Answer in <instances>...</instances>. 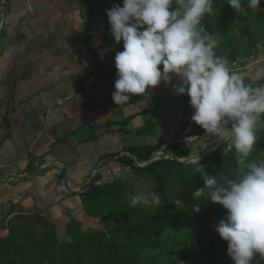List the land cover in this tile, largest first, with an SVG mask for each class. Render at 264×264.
Returning <instances> with one entry per match:
<instances>
[{
    "label": "crops",
    "instance_id": "0c3cea01",
    "mask_svg": "<svg viewBox=\"0 0 264 264\" xmlns=\"http://www.w3.org/2000/svg\"><path fill=\"white\" fill-rule=\"evenodd\" d=\"M10 13L0 43V173L9 177L0 178V237L8 218L37 214L64 242L71 219L103 229L80 196L93 173L110 180L121 165L113 154L173 140L195 110L174 93L178 77L116 105L123 42L86 26L83 0H14Z\"/></svg>",
    "mask_w": 264,
    "mask_h": 264
},
{
    "label": "clouds",
    "instance_id": "9594fccd",
    "mask_svg": "<svg viewBox=\"0 0 264 264\" xmlns=\"http://www.w3.org/2000/svg\"><path fill=\"white\" fill-rule=\"evenodd\" d=\"M243 11L241 0H229ZM253 12L260 0H248ZM213 13V0H124L107 11L111 35L116 44L117 79L112 94L116 105L142 96L162 82L171 84L175 94H187L195 110L191 119L211 137L230 140L240 171L232 177L204 174V187L194 196L222 205L225 218L215 226L228 242L234 264H264V160L248 162L257 144V125L264 117V68L254 77L233 71L229 60L219 56V40L203 25ZM161 65L163 66L161 70ZM257 86H253V84ZM156 192L133 196L131 204L159 205ZM201 211V203L193 205Z\"/></svg>",
    "mask_w": 264,
    "mask_h": 264
},
{
    "label": "trees",
    "instance_id": "16d2710c",
    "mask_svg": "<svg viewBox=\"0 0 264 264\" xmlns=\"http://www.w3.org/2000/svg\"><path fill=\"white\" fill-rule=\"evenodd\" d=\"M117 4L123 7L124 0H83L86 26L102 31L105 37L115 41L107 11ZM241 4V12L253 24L252 48L264 41V0H260V7L255 12L247 7L248 0H241ZM236 13L229 0H213V13L202 22L207 31L218 38L216 52L228 58L229 66L240 57V42L234 32ZM131 118L124 124L127 125ZM186 125L187 122L182 128ZM162 146L163 142L132 145L125 148L128 154L115 153L112 157L122 166H129L138 177L154 182L153 192L164 200H170L179 188L182 207L174 201L154 211L143 209L140 204L133 207L125 195L131 183L127 175L99 183L102 175L97 172L80 196L85 213L103 220V229L85 228L77 219H71L65 228L68 239L60 242L52 231L55 229L53 223L37 214L31 219L8 218L5 228L9 233L0 237V264H163L160 261L162 247L169 246L171 241L185 247L190 244L196 254L204 255L206 264H224L228 242L220 237L215 226L226 217L227 210L210 200L207 202L204 197L194 196L198 188L204 187V174L196 171L198 165L184 164L176 158H161L146 167L135 164L136 160H151ZM168 148L178 150L179 144L167 145ZM190 153L183 149L176 156L188 157ZM261 160H264V141L261 148L254 146L248 157V162ZM199 164L209 176H216L218 182L221 176L232 177L240 171L234 147L210 154ZM198 202L201 211L195 212L193 205ZM27 219H33L40 227L24 226L17 221ZM38 229L52 237L43 239ZM168 264L179 263L171 260Z\"/></svg>",
    "mask_w": 264,
    "mask_h": 264
},
{
    "label": "rangeland",
    "instance_id": "374dc122",
    "mask_svg": "<svg viewBox=\"0 0 264 264\" xmlns=\"http://www.w3.org/2000/svg\"><path fill=\"white\" fill-rule=\"evenodd\" d=\"M12 1L7 0H0V19H2V28L0 33V43L1 37H3L5 33V29L7 28V24L11 17V5ZM244 1V0H242ZM4 26V27H3ZM253 31V24L252 22L244 16L242 12L236 13V20H235V35L239 39V48H240V57L237 59L239 64L236 67L233 64L230 65L234 70L238 73L245 75L246 77H254L255 74L261 69L264 68V41L259 43L258 45L251 48V34ZM261 50V51H260ZM256 51L259 52L257 55ZM255 55V56H254ZM252 56V57H251ZM249 57V58H248ZM163 67V66H162ZM253 86H257V84H253ZM192 113V112H191ZM191 113H187L188 118L186 119L187 125L183 127L177 135L174 137L173 140L169 142H163V146L158 151L157 156L158 160L161 158L165 159H174L177 158L176 153L183 149H188L191 153L196 152L197 150H201L206 148L210 142L214 140L216 137L208 136L204 129L198 126L192 119ZM194 128V129H193ZM264 141V117H261L260 123L257 125V144L260 148ZM229 142V143H228ZM219 146L216 151L212 153L204 154L203 157L214 154V153H222L228 151L231 147V141H228ZM174 143L179 144L178 150L166 149L167 145H172ZM190 153V154H191ZM201 157L200 159H202ZM183 158V157H181ZM194 162H191L192 164ZM140 167V166H139ZM119 169L118 172L113 171V177L115 179L120 178L123 175H127L130 178V185L127 187L128 192H126V196L129 200H132L133 196H136L140 193H150L154 191L155 184L152 181H149L147 178H140L136 174L132 172L129 166H121L117 167ZM169 201H174L175 203L179 204L181 207L183 205L180 197H179V188L177 189L175 195L170 198V200H164L161 198V203L159 205H151L145 206L140 204V207L149 211H154L159 207L166 206ZM18 222L24 224V226H31L32 228H38L35 221L30 219L27 220H17ZM102 228H104V222ZM38 234L43 237V239L51 238L52 235L50 233H45L38 229ZM58 235V234H57ZM175 241H171V244L164 248L160 254V261L163 264H168L171 260H176L179 264H206L207 260L204 259V255L202 253L196 254V252L191 248V245L188 244L186 247L182 245H177L174 243ZM227 249L225 251V263L224 264H234L232 259L228 255V245L226 246ZM177 249L179 253L176 252ZM9 257L13 258L14 256L10 255ZM255 264V261L253 262Z\"/></svg>",
    "mask_w": 264,
    "mask_h": 264
},
{
    "label": "bare ground",
    "instance_id": "6f19581e",
    "mask_svg": "<svg viewBox=\"0 0 264 264\" xmlns=\"http://www.w3.org/2000/svg\"><path fill=\"white\" fill-rule=\"evenodd\" d=\"M2 19H0V29L2 28ZM230 140H225V141H221L219 140L218 138H214V140L212 142L209 143V145L204 148V149H201V150H197L196 152H192L188 157H183L181 159H185V158H188V160H190L191 162H195L196 160L199 159V157H203L204 154H207V153H212L213 151H216L220 145L228 142ZM229 143V142H228ZM158 153V152H157ZM157 153H156V157L157 156ZM210 155V154H209ZM208 156V155H207ZM206 157V156H205ZM204 158V157H203ZM187 160V159H185ZM201 160V159H200Z\"/></svg>",
    "mask_w": 264,
    "mask_h": 264
},
{
    "label": "water",
    "instance_id": "95a60500",
    "mask_svg": "<svg viewBox=\"0 0 264 264\" xmlns=\"http://www.w3.org/2000/svg\"><path fill=\"white\" fill-rule=\"evenodd\" d=\"M156 153H157V152H155V153L153 154L151 160H149V161H147V162H138V160H136L135 164H136L137 166H140V167H146V166L149 165L151 162H153V161H155V160H158V159H157L158 157H156ZM211 155H212V154H211ZM208 156H210V155H208ZM204 158H205V157H204ZM204 158H202L201 160H199V162L202 161ZM174 159H175V158H174ZM176 159H177L178 161L184 163V164H190V163H191V161L188 160V158H185V159H187V160H185V159H181V158H178V157H177ZM192 164H196V163L194 162V163H192ZM64 182H65L66 187L70 190L71 193H73V192H78V193H80V192L82 191V189H78V190L71 189L70 186L68 185L66 179H64ZM87 187H88V186H85L83 189L85 190Z\"/></svg>",
    "mask_w": 264,
    "mask_h": 264
},
{
    "label": "built area",
    "instance_id": "2783aa9c",
    "mask_svg": "<svg viewBox=\"0 0 264 264\" xmlns=\"http://www.w3.org/2000/svg\"><path fill=\"white\" fill-rule=\"evenodd\" d=\"M260 51H261V50H260ZM258 53H259V52L256 51V54H255V55H257ZM255 55H254V56H255ZM251 57H252V56H251ZM248 58H249V57H248ZM238 60H239V59H238ZM238 60H236V61L233 63V65L236 66V67H239V66H237V65L239 64ZM95 174H96V172L93 173L92 178L95 176ZM26 175H27V173H22V174L16 175V177L21 178V177H25ZM0 178H9V177H7V176H5V175H3V174L0 173ZM113 179H115V178L112 177L110 180H113ZM110 180L104 181V183H106V182H108V181H110Z\"/></svg>",
    "mask_w": 264,
    "mask_h": 264
}]
</instances>
